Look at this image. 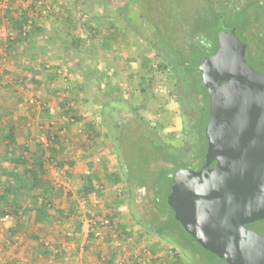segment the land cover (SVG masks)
Instances as JSON below:
<instances>
[{
    "label": "rangeland",
    "instance_id": "obj_1",
    "mask_svg": "<svg viewBox=\"0 0 264 264\" xmlns=\"http://www.w3.org/2000/svg\"><path fill=\"white\" fill-rule=\"evenodd\" d=\"M132 1L0 0V249L20 247L27 264L54 262L50 263V257L31 256L35 238L29 242L21 237L17 243L6 241L7 235L17 231L14 222L18 215L10 204L1 202V193L6 185L20 181L27 165L15 158L21 153L30 161L34 152L46 149L51 140L64 146V154L55 144V158L46 160V177L62 190L55 202L73 211L67 220V232L71 233L63 241L70 247L64 254L57 252L53 261L144 264L146 251L154 260L145 264H166L174 258L172 248L143 230L128 211L127 187L114 176L119 171V158L108 137L103 113L109 105L121 101L137 108L163 135L180 134L183 119L173 93L174 81L157 69L146 32L129 16L143 22L148 15L145 25L149 27L156 25L151 18L155 14L161 16L163 11L177 8H189L196 14L202 5L199 1L189 4V0H183L186 5L182 7L177 5L179 0H140V9L146 11L142 17L136 5L127 9ZM22 13L35 21V25H26V37L18 34L15 25ZM237 35L249 42L247 33L239 30ZM9 41L16 43L15 52L6 48ZM146 56L151 58L148 63ZM247 61L254 63L248 57ZM89 123L94 125V132L88 128ZM67 132L81 133L83 139L66 141ZM11 154L15 156L12 159ZM71 160L75 162L73 168L68 164ZM76 163L81 164V170H76ZM80 171L89 175L88 182L97 189L89 194L85 190L77 192ZM24 192L28 198L33 196L32 191ZM12 197H20V191L10 195L8 201ZM150 204L147 188H138L136 210L141 217L146 216ZM115 211L116 221L127 223L126 234L108 223L107 217ZM6 213L14 215L13 223L1 220ZM31 228L29 222L20 221V233H32ZM259 232L264 234V223ZM89 235L96 241H86ZM43 238L42 243L51 251L57 250L50 238ZM183 264L191 263L185 259Z\"/></svg>",
    "mask_w": 264,
    "mask_h": 264
},
{
    "label": "trees",
    "instance_id": "obj_2",
    "mask_svg": "<svg viewBox=\"0 0 264 264\" xmlns=\"http://www.w3.org/2000/svg\"><path fill=\"white\" fill-rule=\"evenodd\" d=\"M197 1L202 6L198 7L196 14H192L189 8H177L172 12L165 10L161 16H151L156 25L149 27L146 25L150 17H143L146 11L140 9V0H133L127 5L128 10L136 5L139 16L145 20L147 18L139 22L137 16H129L132 23L146 32L157 69L174 81L173 93L177 96L183 119L180 134L172 137L163 135L155 124L139 114L137 108L121 101H117L118 106L117 102L113 106L109 105L103 113L108 137H111L119 158V171L114 176H118L127 187L128 211L143 230L155 235L175 252L174 258L166 264H183L185 259L191 264H228L205 249L184 229L174 217V210L167 201L176 170L180 167L199 169L205 161V127L210 103L208 90L202 83L201 72L197 67L219 47V35L212 27L221 25L230 29L236 25V34L239 30L247 33L249 42H246V58L254 62V67L264 71V0H189L187 3ZM177 5L182 7L186 3L179 0ZM167 22L169 25H166ZM29 24L35 25V21H31L27 13H22L15 23L19 29L18 34L28 36L29 31L25 27ZM6 48L9 52H15L17 45L9 41ZM145 60L148 63L151 58L146 56ZM93 126L88 124L90 131L94 132ZM55 144L60 143L51 140L49 155L46 157L45 150L40 149L34 152L30 161L24 157L15 158L27 165L20 174V181L4 187L1 202L8 201L12 194L17 195L20 185L24 184L27 190L36 191L41 196L43 209L51 207L49 203L55 186L46 177L45 165L48 158L56 156ZM14 157L11 154V159ZM91 185L90 182L86 185L87 194L92 192ZM140 187L147 188L151 198L144 217L136 210L137 190ZM57 190L62 191L61 188ZM16 198L12 197L16 203L13 212L17 214L20 206H17ZM115 214L116 211L107 217L108 223L120 233L126 234L127 223L116 221ZM262 223L264 219L248 223L247 226L259 232ZM42 247L46 252L51 251L43 243ZM58 254L62 253L58 250Z\"/></svg>",
    "mask_w": 264,
    "mask_h": 264
},
{
    "label": "water",
    "instance_id": "obj_3",
    "mask_svg": "<svg viewBox=\"0 0 264 264\" xmlns=\"http://www.w3.org/2000/svg\"><path fill=\"white\" fill-rule=\"evenodd\" d=\"M217 51L198 65L209 93L207 150L199 169L180 167L167 201L174 217L228 264H264V72L248 63L236 25L212 27Z\"/></svg>",
    "mask_w": 264,
    "mask_h": 264
},
{
    "label": "crops",
    "instance_id": "obj_4",
    "mask_svg": "<svg viewBox=\"0 0 264 264\" xmlns=\"http://www.w3.org/2000/svg\"><path fill=\"white\" fill-rule=\"evenodd\" d=\"M70 135H72V136H70ZM64 136H68V138H66V141H71V143L76 142L78 140H80L79 142H81V139H83V135L81 133L78 134L77 132H75V133L67 132L66 135H64ZM66 144H67V142H66ZM48 146H49V144H48ZM48 146L46 147V149H44L45 150V157L49 155ZM58 146H60L59 148H61L60 150L63 153L64 146L62 144H59ZM37 151L38 150H36L35 152H37ZM64 152H66V151L64 150ZM63 154H62V156H64ZM20 157H24V156L20 153ZM68 164L69 165L71 164V167L73 168L74 167L73 165H75V162L71 160V161H68ZM77 167H78V169L80 168V170H81V164L76 163V170H77ZM80 174H81L80 175L81 178L76 182V183H78L77 192L78 191L82 192V190H85L86 185H88V181H89V175H87L86 173H83L81 171H80ZM52 185H54V182L52 183ZM91 186H92V190H94L95 187H93V184ZM20 187H21L20 188V197L16 198V201L18 202L17 206L19 205L20 208H19V211L17 213L18 216L15 218L16 221L14 222V229L17 231H16V233L13 234V236L7 235L8 237H7L6 241L8 243H10L12 241L17 243V242H20V237H21L22 239L26 238L29 242L31 238L32 239L35 238L33 240L36 242V246L33 248L34 250L32 251L31 256L35 257V255H38L41 257L42 256L50 257L51 258L50 263L54 262L56 264V260L55 261H53V260L55 259L54 257L56 256V253L58 252V250L62 254H64L63 252H65V250L69 249V247H70V246L66 247L65 243L63 241L65 238L68 237L69 233H71V231L67 232V230H68L67 229V223H68L67 220H69L68 218L70 217V214L68 215L67 212H69V211L67 209H64V207H63L64 204L59 205V203L55 202L56 196L59 194L61 195V191L59 192V190H57L58 187H56V186H55V188H52V190H53L52 195L53 196L51 197V203H49V206L51 205V207L47 208V209H43V207L41 205V204H43L41 196L37 195L38 193L36 191H32L33 196L28 198V197H26L25 192H24L25 190H27L26 185L22 184V185H20ZM95 189H97V188H95ZM14 200L15 199H12L11 201H6L4 203L6 205L10 204V206L12 208H14V206L16 205ZM60 212H62L61 215H60ZM22 220L26 223L29 222L30 226L32 228H34V229L31 228L32 233H29L30 235L27 232H24V233L21 232L20 233V221H22ZM22 227H24V226H22ZM69 229H72V228L70 227ZM43 237L50 238V240L53 242V245L55 247H57V250L46 252V250L42 247V241L44 239ZM87 238L88 239H86V241L89 240L88 242H95L96 241V237H94V235H89ZM94 238H95V240H94ZM5 245L7 246V244H5ZM31 247H32V245L29 246V248H31ZM82 250H83V248H82ZM22 255H23V253L20 251V247L14 249V250L13 249H10V250L9 249H6V250L0 249V259H2V261L5 262V264H27V263L23 262V260L25 258Z\"/></svg>",
    "mask_w": 264,
    "mask_h": 264
},
{
    "label": "built area",
    "instance_id": "obj_5",
    "mask_svg": "<svg viewBox=\"0 0 264 264\" xmlns=\"http://www.w3.org/2000/svg\"><path fill=\"white\" fill-rule=\"evenodd\" d=\"M1 220L4 222H9V223H13L14 222V215L12 213H6L3 217H1ZM152 259L151 253L149 251L144 252L143 254V258H142V263H147ZM0 264H2V261L0 259Z\"/></svg>",
    "mask_w": 264,
    "mask_h": 264
}]
</instances>
